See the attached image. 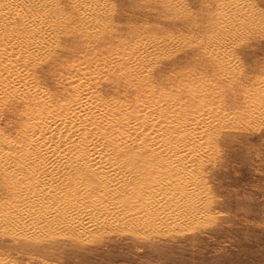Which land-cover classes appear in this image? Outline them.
<instances>
[{
	"label": "rangeland",
	"instance_id": "1",
	"mask_svg": "<svg viewBox=\"0 0 264 264\" xmlns=\"http://www.w3.org/2000/svg\"><path fill=\"white\" fill-rule=\"evenodd\" d=\"M235 1L94 0L100 2L97 21L85 25L65 0H48L52 22L31 26L45 33V45L35 46L30 61L21 55L8 66L0 62V70H16L17 84L29 82L53 101H65L70 91L111 95L136 125V133L124 139L127 146L144 153L118 162L105 145L92 142L102 152L71 169L80 175L91 170L97 180L83 182L82 193L59 207L32 181L44 176L39 189L58 182V173L69 170L64 151L49 147L60 156L50 164L55 173L36 167L26 173L21 162L32 154L10 151L25 144V126L13 96L5 93L0 264H264V0H241L247 25L223 11ZM221 21L232 24L226 36L217 31ZM216 31L219 36L212 35ZM136 43L142 52L151 48L140 68L129 58ZM169 119L171 134L164 129ZM147 151L164 169L148 161Z\"/></svg>",
	"mask_w": 264,
	"mask_h": 264
},
{
	"label": "bare ground",
	"instance_id": "2",
	"mask_svg": "<svg viewBox=\"0 0 264 264\" xmlns=\"http://www.w3.org/2000/svg\"><path fill=\"white\" fill-rule=\"evenodd\" d=\"M53 2V1H52ZM51 2V3H52ZM68 5L73 9L75 16L79 23H91L93 22L96 14L100 8V2L97 4L94 0H65ZM55 3V2H54ZM67 5V6H68ZM223 9V8H222ZM225 14H228L231 18H238L243 25H247L250 20L248 19L249 13L244 10V7L241 5V0H237L234 2L231 8L223 9ZM221 12V11H220ZM223 15V14H221ZM74 16V15H73ZM54 15L53 10L48 2V0H0V62L5 63L8 66L9 59L12 58L13 61H16V57H20L24 55L22 58L23 61H27L34 56L32 54L33 49H35L36 45H41L45 41V33L42 31H35L31 26H39L40 23L47 25L48 22H52ZM60 17V15H59ZM229 17V18H230ZM64 18V17H63ZM92 18V20H91ZM226 19V17L224 18ZM228 19V18H227ZM61 20V19H59ZM64 20V19H63ZM230 20V19H229ZM228 20V21H229ZM54 21V20H53ZM95 21H97L95 19ZM50 22V23H51ZM56 22V21H55ZM76 24V23H75ZM54 25V24H53ZM86 25V24H85ZM250 25V24H249ZM59 26V25H58ZM65 26V25H64ZM76 26V25H75ZM74 26V27H75ZM218 32L224 34L226 36L230 33L229 29L230 25L228 22H222L219 25ZM54 27V26H53ZM46 28V27H45ZM58 29V28H57ZM61 29V28H60ZM246 29V28H245ZM51 30V29H50ZM78 30V28H77ZM48 31V30H47ZM216 32H213L212 35H218ZM60 32V31H58ZM93 32V31H92ZM77 33V31H76ZM78 34V33H77ZM55 35V34H54ZM53 36V35H52ZM219 36V35H218ZM217 36V37H218ZM54 37V36H53ZM48 38V37H47ZM65 38V37H62ZM85 38V36H84ZM91 38V37H89ZM204 38V37H202ZM52 39V38H51ZM217 39V38H216ZM214 39V41H216ZM49 40V39H48ZM53 40V39H52ZM64 40V39H63ZM53 42V41H52ZM44 44V43H43ZM45 45V44H44ZM43 45V46H44ZM148 46L152 47L150 44ZM48 47V46H46ZM38 48V47H37ZM51 48V47H50ZM89 48V47H88ZM90 49V48H89ZM120 49V48H119ZM144 46H140L139 44H134L130 48L129 58L131 61H135V68H140V66L145 62V57L147 51L142 52ZM38 50V49H37ZM50 51V50H49ZM39 52V51H38ZM52 52V51H50ZM113 52V51H112ZM121 52V50H120ZM8 53V54H7ZM11 53V55H10ZM13 53V54H12ZM48 53V52H47ZM101 53V52H100ZM99 53V54H100ZM122 53V52H121ZM128 53V52H127ZM150 53V52H149ZM37 54V53H36ZM153 54V53H152ZM43 56V53H42ZM45 56V55H44ZM87 56V55H86ZM91 56V55H89ZM88 56V57H89ZM101 56V55H100ZM37 57V56H36ZM49 57V56H48ZM95 57V56H94ZM98 57V56H97ZM38 58V57H37ZM85 58V57H83ZM81 60H83L81 58ZM86 60V59H85ZM102 60V59H100ZM118 60V59H117ZM93 62V61H92ZM91 62V63H92ZM96 62V61H95ZM222 62V61H221ZM21 63V61H20ZM86 63V62H84ZM128 63V62H127ZM131 63V62H130ZM224 63V62H222ZM76 64V62H75ZM74 64V65H75ZM88 64V63H87ZM116 64V63H115ZM118 64V63H117ZM3 65V64H2ZM1 65V67H2ZM5 65V66H6ZM13 65V64H12ZM17 65V64H16ZM95 65V64H94ZM104 65V64H103ZM109 65V64H108ZM224 65V64H223ZM96 66V65H95ZM111 66V65H110ZM130 66V64H129ZM15 67V66H14ZM66 67V66H65ZM119 67V66H118ZM9 67H5V69L0 70V100H2L5 96V93H9L13 96L14 101L16 102L17 111L19 110L20 116L23 120L24 126L20 130V134L24 136L23 141L25 144H20L15 146V149L10 150L13 153H17L19 155L30 153V160H25L28 158L27 156L21 162L22 165L25 166L27 170L26 173L31 174L35 171V167L39 170L43 171V173L51 174L55 173L56 168L53 170L52 164L55 160H59L60 156L51 154L52 149L55 147L57 151H64L65 154L64 159L69 162V170L67 172L62 171L59 172L57 177L59 176V181L49 180L45 182L44 188H38V186L44 184L42 175L40 177L37 175V178L32 181L35 189L48 191V195L50 194L51 200L53 203H58L57 205L61 207L64 204V201L68 200L69 197H76L78 193H82L83 191V182L96 181L97 179L91 175H86L82 177V174L77 173L76 170H72L71 166H75V164H85V158L88 160L89 154L94 153V151L102 152L100 148H93L95 146L92 142L100 143L105 145L110 152H113L112 159L115 161H127L128 159L136 160V156L141 158V155L144 153H139L138 150L140 148H133L127 146L131 144L126 143L124 140L127 136H132L135 132L136 125H131L134 123L130 118H128L127 112L123 109H120V105H115L112 102L111 95L108 97L97 96L94 94H83L76 91H70L71 94L66 96L65 101H53L49 95H45L41 91L33 89L30 83L25 84H17L18 81L17 71H11ZM81 68V67H80ZM102 68V67H100ZM111 68V67H110ZM132 68V67H131ZM1 69V68H0ZM15 69V68H14ZM64 69V68H62ZM84 69V68H83ZM93 69V68H91ZM86 70H88L86 68ZM99 70V69H98ZM133 70V69H132ZM20 71V70H19ZM18 71V76L20 72ZM28 71V70H27ZM61 71V70H60ZM69 71V70H68ZM77 71V70H75ZM74 71V72H75ZM95 71V70H93ZM92 71V72H93ZM106 71V70H105ZM115 71V70H112ZM111 71V72H112ZM122 71V70H121ZM36 72V71H34ZM73 72V73H74ZM97 72V71H95ZM101 72V71H100ZM118 72V71H117ZM133 72V71H132ZM16 73V74H15ZM26 74V72H24ZM60 73V72H59ZM64 73V72H63ZM68 73V72H67ZM89 73V72H87ZM110 73V72H109ZM124 73H130L129 68L126 67ZM36 74V73H35ZM102 74V73H101ZM114 74V73H113ZM116 74V73H115ZM121 74V72H120ZM133 74V73H132ZM28 75V74H27ZM85 75V74H83ZM123 75V74H122ZM25 76V75H24ZM37 76V75H36ZM59 76V75H58ZM77 77V75H75ZM94 76V75H93ZM99 76V75H98ZM97 76V77H98ZM104 76V75H103ZM137 76V75H136ZM57 77V76H56ZM61 77H64L61 76ZM74 77V76H73ZM81 77V76H79ZM92 77V76H91ZM95 77V76H94ZM135 77V76H134ZM31 78V77H30ZM37 78V77H36ZM82 78V77H81ZM100 78V77H99ZM133 78V77H132ZM220 78V77H218ZM58 79V78H57ZM70 79V78H68ZM87 79V78H86ZM97 79V78H96ZM27 80V79H26ZM79 80V79H76ZM103 80V79H102ZM145 80V79H144ZM143 80V81H144ZM33 82L35 80H32ZM41 81V80H40ZM39 81V82H40ZM71 81V80H70ZM84 81V80H83ZM90 81V80H88ZM96 81V80H94ZM123 81V80H122ZM206 81V80H205ZM38 82V83H39ZM58 82V80H57ZM76 82V81H75ZM97 83V82H96ZM145 83V82H144ZM34 84V83H33ZM46 84V83H45ZM95 84V83H94ZM100 84V83H99ZM103 84V82L101 83ZM133 84V83H132ZM148 84V83H147ZM191 84V83H190ZM189 84V85H190ZM47 85V84H46ZM61 85V83H60ZM67 85V84H66ZM79 85V84H78ZM97 85V84H96ZM194 85V84H193ZM34 86V85H33ZM38 86V85H37ZM36 86V87H37ZM68 86V85H67ZM81 86V85H80ZM182 86V85H181ZM196 86V85H195ZM193 86V87H195ZM58 87V86H57ZM63 87V85H62ZM61 87V88H62ZM119 87V86H118ZM122 87V86H121ZM190 87V86H189ZM192 87V88H193ZM201 87V86H200ZM56 88V86L54 87ZM59 88V87H58ZM57 88V89H58ZM82 88V87H81ZM93 88V87H92ZM151 88V87H150ZM42 89V88H41ZM48 89V88H47ZM50 89V88H49ZM69 89V88H68ZM71 89V88H70ZM63 90V89H62ZM73 90V89H72ZM81 90V89H80ZM105 90V89H104ZM140 90V89H139ZM148 90V89H147ZM185 90V87L184 89ZM53 91V90H51ZM65 91V90H64ZM78 91V90H77ZM83 91V90H82ZM81 91V92H82ZM89 91V90H88ZM191 91V90H190ZM87 92V91H86ZM90 92V91H89ZM92 92V91H91ZM141 92V91H140ZM192 92V91H191ZM57 93V90H56ZM59 93H61L59 91ZM66 93V92H65ZM102 93V92H101ZM133 93V92H132ZM62 94V93H61ZM64 94V93H63ZM98 94V92H97ZM135 96L137 97V91H134ZM139 94V93H138ZM176 94V93H175ZM178 94V93H177ZM176 94V95H177ZM58 95V93L56 94ZM140 95V94H139ZM179 95V94H178ZM145 96V95H144ZM175 96V95H174ZM180 96V95H179ZM62 97V96H61ZM143 97V96H142ZM150 97V96H149ZM177 97V96H176ZM188 97V96H187ZM193 97V96H192ZM195 98L197 95L194 96ZM193 97V98H194ZM57 98V97H56ZM63 98V97H62ZM153 98V97H152ZM161 98V97H159ZM183 98V97H182ZM186 98V97H184ZM194 98V100H195ZM60 99V98H59ZM136 99V98H135ZM57 100V99H56ZM114 100V99H113ZM116 100V99H115ZM144 100V99H143ZM176 100V99H175ZM184 100V99H183ZM137 101V100H136ZM140 101V100H139ZM159 101V100H157ZM187 102L186 100H184ZM182 103H185V102ZM118 102V101H117ZM179 102H181L179 100ZM194 101L192 100V103ZM135 102H133L134 104ZM141 103V102H140ZM188 103V102H187ZM169 104V102H168ZM194 104V103H193ZM192 104V105H193ZM146 105V104H145ZM153 105V104H152ZM184 105V104H183ZM189 105H191L189 103ZM4 106V105H3ZM122 106V105H121ZM124 106V105H123ZM135 106V105H134ZM188 106V105H186ZM194 106V105H193ZM15 107V106H14ZM144 107V106H143ZM177 107V106H176ZM179 107V106H178ZM182 107V105H181ZM5 108V106H4ZM128 108V107H127ZM137 108V107H136ZM135 108V109H136ZM152 108V107H151ZM157 108V107H156ZM175 108V107H174ZM184 108V107H183ZM189 108V107H187ZM195 108V107H193ZM202 108V107H201ZM134 109V112H135ZM143 109V108H142ZM163 109V108H162ZM165 109V108H164ZM168 109V108H167ZM172 109V108H170ZM157 110V109H156ZM188 110V109H187ZM182 111H185L182 109ZM189 111V110H188ZM192 111V109L190 110ZM129 112V111H128ZM141 112L139 108L137 109V113ZM149 112V111H148ZM152 112V111H151ZM156 112V111H155ZM160 111H158L159 113ZM166 112V111H165ZM18 113V112H17ZM6 114V113H5ZM133 114V113H132ZM136 114V113H135ZM162 114V113H161ZM167 114V113H166ZM189 114V113H188ZM149 115V113H148ZM171 115V114H170ZM18 116V115H17ZM173 116V115H172ZM137 117V116H133ZM149 117V116H148ZM152 117V116H151ZM163 117V114L161 118ZM186 117V116H185ZM197 117V115H196ZM210 117V116H209ZM20 118V117H19ZM158 117L157 119H159ZM174 118V117H173ZM140 119V118H139ZM171 119V118H170ZM166 121V125H164V129L167 128V131L171 134L173 131V126L171 120ZM211 119V118H210ZM19 120V119H18ZM138 120V119H137ZM135 120V121H137ZM147 120V119H146ZM145 120V121H146ZM167 120V119H166ZM173 120V119H172ZM197 120V119H196ZM213 120V119H212ZM143 122V121H142ZM210 122V121H209ZM214 122V121H213ZM21 123V122H17ZM176 123V122H174ZM218 123V122H217ZM152 124V123H151ZM159 125V123H157ZM216 124V123H215ZM142 125V124H141ZM161 125V123H160ZM163 125V124H162ZM218 125V124H217ZM210 126V125H208ZM161 127V126H160ZM180 127V126H179ZM216 127V125H215ZM20 128V127H19ZM175 128V127H174ZM154 130V129H152ZM181 130V129H180ZM217 130V129H216ZM17 131V130H16ZM19 131V130H18ZM162 132L161 130H159ZM184 131V129H183ZM16 133V132H15ZM14 133V134H15ZM181 133V132H180ZM177 134V133H175ZM17 136V134H16ZM181 136V134H180ZM8 137V136H5ZM19 137V136H18ZM156 137V136H155ZM174 137V136H173ZM172 137V138H173ZM20 138V137H19ZM8 139V138H7ZM6 139V140H7ZM138 139V138H137ZM176 139V138H175ZM4 140V139H3ZM9 140V139H8ZM134 140V139H133ZM133 140H131L133 142ZM171 140V139H170ZM169 139L167 141H170ZM12 141V140H11ZM153 141V140H152ZM1 142V140H0ZM7 142V141H6ZM13 142V141H12ZM19 142V141H18ZM143 142V141H142ZM171 142V141H170ZM181 143V141H179ZM183 142V141H182ZM8 143V142H7ZM14 143V142H13ZM10 144V143H9ZM140 144V143H139ZM158 144L160 146L162 141L159 140ZM51 145V150L49 147ZM148 145V144H147ZM184 145V144H183ZM11 146V145H10ZM171 146V145H170ZM167 146V147H170ZM9 147V146H8ZM96 147V146H95ZM154 147V146H153ZM6 148V147H5ZM13 148V147H12ZM103 149V148H102ZM136 149L137 151H135ZM144 149V148H142ZM141 149V150H142ZM148 149V148H147ZM160 149V148H159ZM162 149V148H161ZM168 149V148H166ZM2 150V149H1ZM4 150V148H3ZM6 150V149H5ZM7 151V150H6ZM5 151V152H6ZM9 151V150H8ZM54 151V150H53ZM104 151V150H103ZM170 151V149H169ZM172 151V150H171ZM10 152V154H11ZM106 152V151H105ZM56 153V152H55ZM148 161H151L153 165H156L159 168H163L161 162H154L155 158L158 157L154 152L147 151ZM51 154V155H48ZM61 154V153H60ZM84 154V155H83ZM37 155V156H35ZM105 155V154H104ZM25 156V155H24ZM92 156V154L90 155ZM21 157V156H20ZM93 157V156H92ZM97 157V156H96ZM110 157V156H109ZM164 157V156H163ZM23 158V157H21ZM63 158V157H62ZM103 158V157H102ZM144 158V156H143ZM146 158V157H145ZM6 159V158H5ZM9 159V158H8ZM91 159V158H90ZM109 159V158H108ZM134 160V161H135ZM160 160V159H159ZM167 160V159H166ZM6 161V160H5ZM27 161V162H26ZM61 161V160H60ZM63 161V160H62ZM91 161V160H90ZM147 161V160H146ZM13 162V161H12ZM56 162V161H55ZM143 162V161H141ZM5 163V162H4ZM20 163V162H19ZM61 163V162H60ZM71 163V164H70ZM92 163V162H91ZM130 163V162H129ZM150 163V164H151ZM66 164V163H64ZM88 164V163H87ZM86 164V165H87ZM99 164V162H98ZM126 164V163H125ZM137 164V163H136ZM59 165H62L59 164ZM139 165V164H138ZM143 165V164H141ZM148 165V164H147ZM10 166V165H9ZM54 166V165H53ZM78 165H76L77 167ZM55 167V166H54ZM66 167V166H65ZM104 167V166H103ZM139 167V166H138ZM137 167V168H138ZM22 168V167H21ZM68 168V167H67ZM83 168V167H82ZM143 168V167H142ZM92 169V168H91ZM108 169V168H107ZM139 169V168H138ZM153 169V168H152ZM157 169V168H156ZM164 169V168H163ZM167 169V168H166ZM169 169V168H168ZM10 170V169H8ZM33 170V171H32ZM81 170V169H78ZM86 170V169H85ZM141 170V169H140ZM145 170V169H144ZM150 170V169H149ZM148 170V171H149ZM154 170V169H153ZM153 170L151 171L153 173ZM162 170V169H161ZM160 170V171H161ZM22 171V170H21ZM84 171V170H83ZM110 171V170H109ZM159 171V170H158ZM79 172V171H78ZM127 172V171H126ZM136 172H139L137 170ZM145 175V179L150 178V173ZM165 172V171H164ZM161 171L160 173H164ZM42 173V172H41ZM88 174V173H87ZM53 175V174H52ZM51 175V176H52ZM55 175V174H54ZM21 176V175H20ZM49 176V177H51ZM169 176V175H168ZM31 177V176H30ZM32 178V177H31ZM124 178V177H123ZM153 178V177H152ZM151 178V179H152ZM156 178V177H155ZM164 178V177H163ZM122 179V178H121ZM130 179V178H129ZM150 179V180H151ZM159 180V179H158ZM163 180V179H162ZM119 181V180H118ZM24 183V182H23ZM143 183V181H142ZM147 183V182H146ZM32 185V186H33ZM119 185V184H118ZM157 185V184H156ZM14 187V186H13ZM118 188V187H117ZM8 189V188H7ZM22 189V187H21ZM27 189V188H26ZM28 190V189H27ZM134 190V189H133ZM36 191V190H34ZM26 192V191H25ZM28 192V191H27ZM39 192V191H38ZM44 192V193H45ZM126 192V191H125ZM133 192V191H132ZM131 192V193H132ZM9 193V192H8ZM29 193V192H28ZM88 193V192H87ZM136 193V192H135ZM23 194V193H22ZM31 194V193H30ZM129 194V193H128ZM134 194V193H133ZM14 195V194H13ZM32 195V194H31ZM40 195V194H39ZM38 195V196H39ZM82 196V195H81ZM128 196V195H127ZM135 196V195H134ZM138 196V195H137ZM46 197V196H45ZM14 198V197H13ZM137 198V197H136ZM16 199V198H15ZM47 199V198H46ZM26 201V200H25ZM45 201V200H44ZM17 203V202H16ZM34 204V203H33ZM53 205V204H52ZM43 207V206H42ZM50 207V206H49ZM31 208V207H30ZM35 208V207H34ZM38 208V207H37ZM36 208V209H37ZM36 212V211H35Z\"/></svg>",
	"mask_w": 264,
	"mask_h": 264
}]
</instances>
